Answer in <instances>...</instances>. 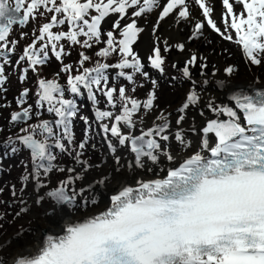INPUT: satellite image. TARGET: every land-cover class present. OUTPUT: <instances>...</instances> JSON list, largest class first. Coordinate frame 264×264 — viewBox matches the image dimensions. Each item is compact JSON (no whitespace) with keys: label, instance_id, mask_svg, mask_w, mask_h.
Segmentation results:
<instances>
[{"label":"snow or ice","instance_id":"1","mask_svg":"<svg viewBox=\"0 0 264 264\" xmlns=\"http://www.w3.org/2000/svg\"><path fill=\"white\" fill-rule=\"evenodd\" d=\"M195 3L208 27L226 40L233 39L217 26L212 17L213 7L207 0H195ZM234 3L242 6L238 13L233 10L230 0H222L226 10L223 14L225 29L235 30L238 38L235 42L242 45L246 60L260 66L264 58V0H234ZM158 7H162V11L153 26V33L158 29L159 21L173 12L185 21L191 15L189 0H166L164 5L159 0H0V58L7 61L6 53L15 50L14 44L9 49L7 39L12 26L26 25L30 19H36L37 14L43 15L41 9L54 15L39 29L38 41L28 46L19 58L20 61L27 60L32 71L48 61L49 46L55 58L63 63V56L70 53H66L60 44L62 40L84 48H91L93 43H106L107 46L96 55L107 60L115 53L119 57L118 62L98 61L93 68H83L90 57L81 52L79 64L83 71L75 76L69 75L67 83L70 92L74 96H83L81 89H86L94 106L99 104L97 92H100L112 109L120 105V114L96 107L95 119L101 123L106 139L110 134L117 138L120 145L129 147L137 167H144L145 158L156 164L161 155L174 162L176 157L161 143L169 140L166 133L171 126L164 112L156 117L160 123L147 130L141 129L139 135H132L131 131L125 134L121 127L135 129L134 117L141 109L146 112L153 110L157 99V81H151L153 89L144 101L129 96L123 86L119 89L108 87L109 69L119 70L116 75L132 84H135L136 73L148 78L144 64L133 50L143 31L135 18ZM130 8L134 9L131 13L133 19L121 25L120 21L129 15ZM92 12L96 14L92 15ZM113 14H119L112 26L120 30L122 38L119 40L114 31H102V23ZM60 16L63 18H58ZM65 23L69 25V31H52ZM205 26L204 22L196 21L193 38H198ZM102 35H106V41H102ZM80 37L86 39L81 41ZM45 40L47 42L37 50V42ZM176 47L181 52L185 49L183 43ZM165 50L169 49L166 47ZM198 59L202 61V69L208 67L206 57L192 54L182 69L185 78L191 79L189 66H196ZM149 61L152 68L163 74L165 61L160 47H154ZM125 69H131L132 74ZM61 70L70 73L72 66L64 65ZM235 71V66L225 68L229 77ZM22 72L21 83L27 78L28 68ZM5 83L4 65L0 64V88ZM207 83L205 80L204 84ZM218 86L225 87L226 82L219 81ZM135 90L133 87L132 91ZM228 90L232 93L229 100L234 107L216 104L215 100L207 103L217 119L208 121L201 129L203 138L199 151L170 168L163 179L139 181L136 188L122 187L118 194L111 197L112 204L107 211L83 223L67 226L64 235L56 238L49 236L43 247L38 249V254L30 258L21 255L14 264H264V90H256L253 94L245 88ZM64 92L65 89L56 80L39 79L37 107L43 108L47 104V111L54 113L57 119L22 128L21 132L25 134L17 135L15 139L9 137L5 144V149L10 148L12 154L18 151L17 143L30 150L31 176L38 188L46 187L41 181V173L47 176L56 167V155L52 149L69 151L61 136L68 145H72L75 139L72 120L79 108L74 99H64ZM28 95L29 90L24 89L17 97V103L23 110L12 113V123H24L32 118V107H23ZM200 99L193 88L178 109L181 113L176 121L178 125L184 121L187 109L199 104ZM200 114L203 116L204 113ZM222 115L227 120H220ZM81 119L86 125L87 137L91 124L87 117ZM105 120L112 121L111 127L103 123ZM53 124L61 129L60 136L54 131ZM191 130L196 132L195 126ZM211 135H214V144ZM38 136L43 139H38ZM50 140L55 142L50 143ZM175 140L184 149L191 147V141L185 138L182 130L176 131ZM86 146L87 139L82 140L78 145L80 151L75 156L76 162L84 166V171L91 167L80 159ZM109 148L114 154L115 147L111 142ZM116 162L119 164V158ZM57 170L65 171L62 167ZM67 171L74 173L76 169L68 168ZM78 179H83V176L77 174L62 180L46 196L57 204H74L78 196L83 197L85 191H90L92 187L89 185L88 189L82 187L77 191L74 185ZM104 179L96 183L103 184ZM27 180L28 176H25L23 181ZM12 194H16L15 186ZM91 202L95 203V200ZM87 203L85 199L84 204ZM0 264L7 262L0 260Z\"/></svg>","mask_w":264,"mask_h":264},{"label":"rangeland","instance_id":"2","mask_svg":"<svg viewBox=\"0 0 264 264\" xmlns=\"http://www.w3.org/2000/svg\"><path fill=\"white\" fill-rule=\"evenodd\" d=\"M190 1V9L194 8L199 15V21L204 22L206 25L203 29V32L207 36L209 35L210 38L216 39L220 43H224L227 46L228 50L235 49V51L241 54V56L239 55L238 59L233 61L232 64L236 68L235 73H239L242 70H247V68L253 67L257 69V71L262 72V70L264 69V58H262V64L260 66L253 65L249 61H247L242 51V45L235 42L238 39L235 30L231 28L225 29L223 20L218 21L214 19L217 23V26L221 28V31H225L226 34H230L233 38L232 40L224 39L220 34L216 33L207 26L206 19L202 16V12L199 9L198 5L195 3V0ZM230 2L233 3L234 10V6L236 4L233 2V0H230ZM159 3L161 4L162 1L159 0ZM218 3L221 5L222 1L218 0ZM40 11L43 12V15L37 14V18L34 20L30 19L26 25L12 26V31L7 39L9 41V49H11L14 44L15 50L14 52L6 53L8 57L7 61L0 58V64L4 65V75L6 77V83L3 85V88H0V240L5 239V243L0 246V259L4 258L5 255H11L15 251L18 245L16 241L19 242L21 246L25 245V234L32 229L31 227L37 219V217H35L34 215L37 216L46 213L48 214V212H51L52 210H55L56 213H59V210L56 209L55 206H53L55 202L50 200L46 196V193L52 188L56 187L62 180H66L72 175V177H75L77 174H80L84 177L90 172L91 176H98L95 180L92 181L94 185L98 186L102 184L96 183V181L107 177L100 176L99 173L106 164L108 165V169H117L121 175L125 174V170L132 169V165L136 166L134 154L130 151L129 147L120 145L117 138L112 137L110 134H108L106 139L105 134L103 133L102 128L99 125L100 122H97L95 119L94 112L96 107H99L100 110L113 111L115 114H120V105L117 104V107L115 109H112L107 104L106 97H104L102 93L97 92V100L99 101V104L94 106L92 101L88 99L86 89H81L84 93L83 96H74L70 92L67 83L69 75L75 76L81 74L83 68H93V65H91L90 63L94 61L93 59L100 58L96 55V53L102 48L106 47V43H93V46L91 48H84L80 44L71 45L69 41L62 40L60 44L64 46L65 52L70 53V55H64L63 63H61L52 54L49 46L48 61L42 66H37V70L35 72L31 70V67L29 66L27 60L20 61L19 58L21 55H23L24 50L34 41H38V37L40 35L39 29L44 23L50 22L51 16L54 15V13H48L44 9H41ZM234 11L237 12V10ZM21 14L23 15V13ZM95 14V12H92V15ZM176 14V12H173L169 16ZM58 18L62 19L63 17L60 16ZM118 18L119 15H115V17L110 21H107L106 23L104 21L102 23V31L104 33L110 30L114 31L117 40L122 38L119 35L120 30L113 29L112 26L114 21ZM141 28L143 29V31L139 34V37L137 39L138 41L133 45L134 52H136V50H138V48L140 47L136 44L140 41V39H143L145 37L148 29L146 25L141 26ZM69 30V25L65 23L62 26L54 28L52 31L58 33L61 31L67 32ZM84 39L86 38L80 37L81 41H83ZM101 39L102 41H106V35H102ZM46 42V40L37 42V50H39ZM171 44L174 45V49L176 48L178 50V48L176 47V43L170 41L168 45ZM84 51H87L85 55H88L90 59L88 61H85L83 68H81L79 64V61L81 59L80 53ZM150 53L151 55L153 54V52ZM161 54L164 57L165 61L163 65V74H161L157 69L152 68L150 64H148V60L147 64L145 65L144 58L139 57L145 66L144 71L148 73V78H145L141 74L136 73L134 77L135 84L128 82L123 77H118L116 73L119 70H108V87H116L117 89H119V87L123 86L127 89V94L129 96L140 101L146 100L148 97V93L153 89L151 81H157V86L155 87L157 95V99L155 101L156 106L151 112H146L141 109L140 113L134 117V120L136 121L135 129L130 130L125 126H121L122 131L125 134H128L131 131L132 135H139L140 132H137V129L147 130L148 128H151L155 123H160V121L156 119L157 114L161 109L165 107L166 100L169 99L168 97H185V84L190 86L192 90L194 88L196 92H202L208 88L218 86V82L220 80L217 79L216 72L215 75H213V73H208L204 77L191 76V79H188L183 76L182 72V69L186 65L184 67H177L175 64V59H173L170 54L164 53L162 50ZM189 54V52H186V56H188L186 57V60L190 59ZM197 56L202 57L200 55ZM101 60L103 59L101 58ZM118 60V55L114 53L108 58L107 63L113 64L118 62ZM197 63H202V61L198 59ZM206 63L207 65L212 64L209 60H206ZM64 65H71L72 70L77 68V73L71 71V74H69L68 72L62 71L61 69L64 67ZM95 65L96 63L94 64V67ZM25 68H28L27 78L23 83H21L20 77L23 74L22 70ZM125 71L129 74H132L131 69H125ZM173 77H175V79H173ZM39 79L56 80L65 89L64 99H74L79 108L77 116L72 120V131L75 134L73 144L68 145L67 141L63 140L61 136L62 142L65 143L69 151L61 152L59 149H52L53 153L56 155V160L54 161L56 167L51 173L47 174V176L41 173V181L46 185V187L43 188H38L36 181L31 176L33 165L31 161L30 151H28L19 143L16 144L18 151L15 154L11 153L10 148L7 150L5 149V144L9 137L15 139L17 135L25 134L21 132L22 128H28L29 125H34L40 123L41 121H55L57 119L54 113H49L47 111V104H45L43 108L37 107L39 97L36 93L38 91ZM205 80L208 81L207 84H204ZM193 81L196 82L195 85L193 84ZM260 84L262 85V82H259L256 85ZM141 85L143 86L141 87ZM133 87H135L136 89L135 92L132 91ZM24 89L29 90V95L26 98V103L23 105V107H32V118L24 123H12V113L21 112L23 110L22 107L17 103V97L20 96L21 92ZM229 93V90L226 89L225 97H227L228 100ZM229 102L230 104H233L230 100ZM200 107L201 105L197 104L195 106H190L188 110L189 112H194V109ZM81 117H87L88 121L91 124V130L87 137H85L86 125ZM103 122L109 124V126L111 127L112 121L105 120ZM149 124H151V126H149ZM53 127L56 134L60 136L61 129L56 127L55 124H53ZM178 127L179 125H177L175 132L178 130ZM37 138L43 139V137L40 136H38ZM85 139H87V146L83 150V155L80 157V159L85 161L87 165H91V167H89L87 171H84V166L77 163L75 160L76 153L80 151L78 145L82 140ZM49 142L54 143L55 141L50 140ZM109 142H111V144L115 147L114 154L109 148ZM72 149H75V151H73ZM117 158H119V164H117L116 162ZM128 163L131 164L132 168L126 166V164ZM97 165H99V167H97ZM61 167L65 169L64 172H60L57 170ZM68 168H75L76 171L74 173H69L67 171ZM25 176H28L27 181H23V178ZM105 181L106 179H104V182ZM75 184H77L76 188L77 191H79L80 188H85L86 183L83 179H78L75 181ZM13 186H15V196L12 194ZM41 197L44 198L40 199Z\"/></svg>","mask_w":264,"mask_h":264},{"label":"bare ground","instance_id":"3","mask_svg":"<svg viewBox=\"0 0 264 264\" xmlns=\"http://www.w3.org/2000/svg\"><path fill=\"white\" fill-rule=\"evenodd\" d=\"M160 1H162L161 5L166 3V0ZM189 2L191 3L190 0ZM207 2L213 7V19L222 21L223 14L226 12V10L223 9L222 3L220 5L218 0H208ZM234 10H237L238 13L242 10V6L236 4ZM133 11L134 9H129V15L125 16V18L120 21L121 25L131 22L133 19L131 13ZM160 11H162V7L156 8L155 11L150 14L145 13L141 17L135 18L136 22L138 21L140 23L137 22L138 27L146 25L148 28L145 37L140 39L136 44L137 46H140L138 50H136V53L139 57L144 58L145 65L148 60V64L151 66L149 56L151 55L150 52H153V49L156 46L160 47L164 53L170 54V56L175 59L177 67H184L186 65V57H188L186 56V52L190 53V57L195 53L196 55L206 57V60H209L212 64H209L207 68L203 69L201 68V63H196V66L194 67L189 66L191 76L204 77L208 73L212 74L213 72H216L217 79L226 82L225 87L217 86L208 88L202 92H197L201 98L199 103L201 107L194 109V112H189L187 109L188 111L184 113L185 119L179 124L178 130H182L185 138L191 141V147L184 149L175 140V130L178 125L176 121L179 115H181V113L178 112V109L185 102L187 95L192 90L190 86L185 84V97H168L169 99L166 100L165 107L157 114L158 116L161 112H164L170 121L171 126L166 133L169 135V140L161 141V143L165 145L167 151L171 152L176 157L174 162L168 161L163 155L160 156L159 162L156 164H153L150 160L145 158L143 168L132 165L133 168L131 167L132 169L125 170L126 172L124 175H121L117 169H108V165L106 164L99 173L100 176H107V179L102 185L98 186L92 183V181L98 176H91L89 172L83 177V180L86 183L85 189H88L89 185L92 186L90 191L86 190L83 197L78 196L74 204H53V206L59 210V213L52 210L51 212H48V214L34 215L37 219L31 227L32 229L25 234V245L21 246L20 243L16 241L18 245L15 251L11 255H5L4 258H1L0 260L6 261L7 264H14L15 260L20 258L21 255L30 258L32 255L38 254V249L43 247L49 236L56 238L64 235L66 234L67 226L85 222L89 218L102 214L104 210L111 206V197L118 194L122 187L130 186L135 188L139 186V181L165 178L170 168L174 165L178 166L184 158L199 151L201 139L203 138L201 129L206 126L208 121L217 119L216 115L207 107L209 100H215L216 104H224L234 107V104H230L228 98L225 97L226 89L233 88L238 90L239 88L252 87V85H256L259 82H262L261 86H264V69L260 72L254 67L247 68V70H242L239 73L234 72L231 77L226 74L225 68L227 66H233V61L237 60L239 55L241 56V54L235 51L234 48V50H228L224 43H220L216 39L210 38V36H207L203 30L198 38H193L195 22L199 21V15L194 8L190 9L191 15L189 20L185 21L182 18H179L177 14L166 17L164 20L159 21V27L155 33H153V26L157 23ZM115 15L119 14L110 15L106 18L105 23L114 18ZM170 41L176 43V45L183 43L184 46L186 45V48L183 52H180L179 49L177 50L176 48L175 50L173 44L168 45ZM165 42H167V44H165ZM166 47L169 50L166 51ZM202 72L203 75L201 74ZM201 112L204 113L203 116L200 114ZM238 114L242 117V113H239L238 111ZM219 119L227 120V117L222 115ZM99 125L101 126V123ZM149 126H151V124H149ZM193 126L196 128V132L191 130ZM139 130L140 129H137V132L141 131ZM211 140L214 144V135H211ZM129 165L131 164H126V166ZM76 186L77 184L74 185L75 188ZM85 199L88 201L86 205L84 204ZM92 200H95V203H92ZM4 243L5 239H1L0 246Z\"/></svg>","mask_w":264,"mask_h":264},{"label":"trees","instance_id":"4","mask_svg":"<svg viewBox=\"0 0 264 264\" xmlns=\"http://www.w3.org/2000/svg\"><path fill=\"white\" fill-rule=\"evenodd\" d=\"M86 52H87V51H84L83 53L86 54ZM87 56H88V55H87ZM93 60H94V61H92V62L90 63L91 65H93V67H94V64L97 63L98 61H99V62H102V63H103V62H106V63L108 62V59L104 61V60H101V58H99V59H93ZM72 71H73L74 73H77V68H75V69L72 70ZM70 74H71V73H70Z\"/></svg>","mask_w":264,"mask_h":264},{"label":"water","instance_id":"5","mask_svg":"<svg viewBox=\"0 0 264 264\" xmlns=\"http://www.w3.org/2000/svg\"><path fill=\"white\" fill-rule=\"evenodd\" d=\"M20 15H22V14H20ZM18 25V24H17ZM28 150V149H27ZM28 151H30V150H28ZM57 204V203H56ZM57 205H60V204H57Z\"/></svg>","mask_w":264,"mask_h":264}]
</instances>
